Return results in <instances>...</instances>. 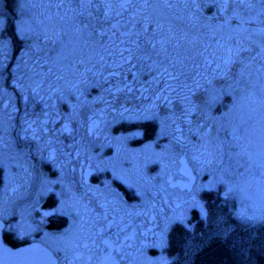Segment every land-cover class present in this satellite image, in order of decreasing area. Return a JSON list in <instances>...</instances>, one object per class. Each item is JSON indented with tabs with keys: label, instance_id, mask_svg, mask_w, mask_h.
Listing matches in <instances>:
<instances>
[{
	"label": "snow or ice",
	"instance_id": "6c2138e0",
	"mask_svg": "<svg viewBox=\"0 0 264 264\" xmlns=\"http://www.w3.org/2000/svg\"><path fill=\"white\" fill-rule=\"evenodd\" d=\"M0 3V264H264V0Z\"/></svg>",
	"mask_w": 264,
	"mask_h": 264
},
{
	"label": "trees",
	"instance_id": "16d2710c",
	"mask_svg": "<svg viewBox=\"0 0 264 264\" xmlns=\"http://www.w3.org/2000/svg\"><path fill=\"white\" fill-rule=\"evenodd\" d=\"M211 202L215 203L218 207L221 206L219 202L215 201L214 197ZM231 207V202H229L224 210L229 211ZM231 260V254L223 244L210 243L209 246L195 258V264H231Z\"/></svg>",
	"mask_w": 264,
	"mask_h": 264
},
{
	"label": "flooded vegetation",
	"instance_id": "af4514ba",
	"mask_svg": "<svg viewBox=\"0 0 264 264\" xmlns=\"http://www.w3.org/2000/svg\"><path fill=\"white\" fill-rule=\"evenodd\" d=\"M14 3H15V0H8L7 9H8L9 14H11L13 11ZM3 10H4V4L0 3V11H3Z\"/></svg>",
	"mask_w": 264,
	"mask_h": 264
},
{
	"label": "rangeland",
	"instance_id": "374dc122",
	"mask_svg": "<svg viewBox=\"0 0 264 264\" xmlns=\"http://www.w3.org/2000/svg\"><path fill=\"white\" fill-rule=\"evenodd\" d=\"M131 146L136 147V146H138V145L132 144Z\"/></svg>",
	"mask_w": 264,
	"mask_h": 264
}]
</instances>
